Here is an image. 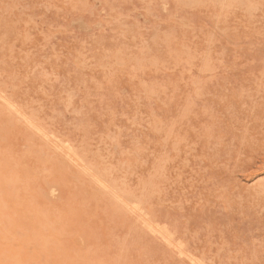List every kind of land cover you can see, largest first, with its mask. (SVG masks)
I'll return each mask as SVG.
<instances>
[{
    "label": "rangeland",
    "instance_id": "rangeland-1",
    "mask_svg": "<svg viewBox=\"0 0 264 264\" xmlns=\"http://www.w3.org/2000/svg\"><path fill=\"white\" fill-rule=\"evenodd\" d=\"M0 264H264V0H0Z\"/></svg>",
    "mask_w": 264,
    "mask_h": 264
}]
</instances>
